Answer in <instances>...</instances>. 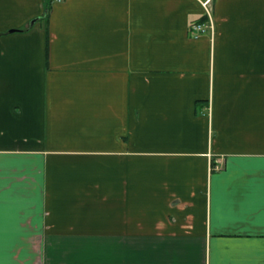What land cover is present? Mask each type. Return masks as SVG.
Wrapping results in <instances>:
<instances>
[{"label": "crops", "instance_id": "0c3cea01", "mask_svg": "<svg viewBox=\"0 0 264 264\" xmlns=\"http://www.w3.org/2000/svg\"><path fill=\"white\" fill-rule=\"evenodd\" d=\"M0 0V264H264V0Z\"/></svg>", "mask_w": 264, "mask_h": 264}, {"label": "built area", "instance_id": "2783aa9c", "mask_svg": "<svg viewBox=\"0 0 264 264\" xmlns=\"http://www.w3.org/2000/svg\"><path fill=\"white\" fill-rule=\"evenodd\" d=\"M210 0H207L204 2V6L206 8V12H207V16H208V21H203V22H197L192 24V30L193 31H197V32H206L209 30H213L214 25H213V21L211 19V7L209 6L210 4Z\"/></svg>", "mask_w": 264, "mask_h": 264}]
</instances>
